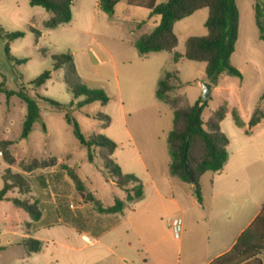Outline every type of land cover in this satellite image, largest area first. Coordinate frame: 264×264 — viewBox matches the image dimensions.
<instances>
[{"label": "rangeland", "instance_id": "1", "mask_svg": "<svg viewBox=\"0 0 264 264\" xmlns=\"http://www.w3.org/2000/svg\"><path fill=\"white\" fill-rule=\"evenodd\" d=\"M164 1L156 0L157 3ZM235 3L239 12L238 38L230 64L242 77L222 73L216 86H212L210 97L204 100L202 83L208 82L205 64L185 58L174 63L173 52L184 54L187 38L207 34V9L197 10L174 23L178 43L173 52L149 53L142 57L135 48V41L152 31L160 17L128 6L126 0H118L112 16L98 9L97 0H73L70 22L56 29L44 27L50 14L42 7L31 6L28 0H0V82H4L6 90H24L35 98L40 114L28 137L21 139L26 106L16 95L6 98L0 94V190L1 176L7 175V171L23 176L28 182L27 188H12L0 202V264H47L46 256L30 254L20 243L25 232L22 226L32 220L9 200L32 201L38 177L52 174L49 171L53 166L66 174V168L75 167L74 172L85 179L86 192L95 191L105 206H111L116 197L123 196L119 188L111 184L97 148L91 149V160L88 159L89 150L75 136L76 127L85 140L103 136L114 142L116 149L110 159L122 175H132L139 181L144 199L133 202L131 207L145 211V229L132 234L133 242L138 245L142 240L153 245L162 240L173 246L174 259L180 246L182 263L191 256L189 243L199 235H206L207 223L202 216L211 218L212 211L207 202L202 204L201 195L197 196L190 184L168 175L170 157L166 137L173 126V110L156 98L155 91L166 72L177 71L181 83L176 76L172 78L174 89L170 92V96L177 99L176 107L191 105L198 99L204 101L201 118L205 129L222 108L224 118L219 122V130L231 141V148L237 144L238 130L246 129L235 126L232 110H236L244 122L254 109L264 112V98L261 99L264 42L259 38L254 12L259 5L264 13V0H235ZM13 32L24 35L15 39L5 37ZM56 54L71 56L76 78L62 68L52 69L51 56ZM45 71H50V78L38 87L31 85ZM75 85L99 89L109 101L78 106L84 96L74 98L69 86ZM97 115L108 116L109 122L105 123ZM3 152L13 160L10 165ZM33 161L40 167L23 173L22 168ZM43 164L47 166L42 168ZM167 176L170 181L164 183ZM207 178L208 174L201 183ZM153 182L164 198L154 194ZM245 191L251 193V190ZM96 195L93 193L94 198ZM234 204L235 201L228 200L224 217H233ZM174 219L181 220L180 239L174 237L168 226ZM195 224H198L197 230L193 229Z\"/></svg>", "mask_w": 264, "mask_h": 264}, {"label": "trees", "instance_id": "2", "mask_svg": "<svg viewBox=\"0 0 264 264\" xmlns=\"http://www.w3.org/2000/svg\"><path fill=\"white\" fill-rule=\"evenodd\" d=\"M31 6L42 7L50 14L44 22L46 29H56L71 20V5L73 0H28ZM118 0H97L98 9L107 16H112ZM128 6L138 7L149 11L150 16L160 17L159 24L150 32L140 35L135 41V48L140 56L149 53L162 51L173 52L178 40L173 32V25L200 9H207L208 16L205 21L207 34L205 36H191L185 42V51L181 55L173 52V62L185 58L192 62L204 63L205 78L213 87L222 73L229 76L242 77L241 72L230 64V57L235 49L238 38L239 12L235 0H166L157 3L156 0H126ZM255 23L259 30V38L264 42V13L259 5L255 6ZM2 30L0 29V32ZM23 32L5 34L8 39L22 37ZM52 69H64L66 73L76 78V70L70 55L56 54L51 56ZM177 71L166 72L159 81L155 91L156 98L167 104L173 110V126L166 137L170 161L168 164L169 175L177 180L194 185L195 193L199 196V179L205 173H218L224 168L227 159V145L229 140L219 130V122L224 118L223 109L220 108L213 120L203 127L201 118L205 102L198 99L191 105L176 107L177 99L170 96L174 89L171 79L176 76ZM50 78V71L39 75L32 83L33 86H40ZM74 98L80 95L84 100L78 106L93 102L107 103L108 96L99 89H87L83 86H69ZM0 94L6 98L16 95L26 106V114L23 121L21 139L28 137L33 124L40 119L37 100L24 93V90L17 92L4 88V82H0ZM264 98V93L261 99ZM52 103V102H50ZM233 121L236 127L242 128L247 125L252 128L263 118L264 112L259 108L252 111L249 120L244 122L236 110H232ZM105 123L109 122L106 115H97ZM76 127V125H75ZM75 136L79 142L89 150L88 159L91 160V149L97 148L98 155L102 161L106 173L116 185L125 192L126 201L140 200L143 192L139 181L132 175H122L119 167L110 159L116 144L103 136L90 137L85 140L75 129ZM5 161L10 165L12 159L3 152ZM43 166V167H42ZM47 166V165H46ZM46 166L41 165L42 168ZM40 166L36 161L30 166L22 168L23 173H31ZM75 167L66 168V172L73 182L76 191L81 197L101 214L120 213L124 208V202L118 198L114 199L111 206H104L103 203L93 197V192H86L85 186L79 176L74 172ZM1 178L3 186L0 190V201L15 187L27 188L28 182L19 174L12 175L9 171ZM43 177L39 176V185H43ZM130 185V187H127ZM17 208L25 211L32 221H38L41 212L36 201L28 199L12 198L9 200ZM24 244L28 252H37L41 243L34 239H25ZM208 264H264V203L253 221L241 232L233 247L226 253L216 257Z\"/></svg>", "mask_w": 264, "mask_h": 264}, {"label": "crops", "instance_id": "3", "mask_svg": "<svg viewBox=\"0 0 264 264\" xmlns=\"http://www.w3.org/2000/svg\"><path fill=\"white\" fill-rule=\"evenodd\" d=\"M243 128L246 130H238L237 144L231 148L229 141L226 147L228 159L222 171L205 173L199 179L202 204L208 203L212 215L211 218L202 216L207 223V233L192 239L189 243L191 256L185 262L179 258L180 246L174 259L173 246L162 240L153 245L142 240L138 245L133 242L132 234L145 229V211L132 208L135 201L127 202L121 189L119 192L123 196L116 198L124 202L123 210L115 214L98 213L74 190L69 176L55 166L49 171L52 174L42 175L43 185L38 183L35 188L32 201L40 207L41 217L22 226L25 232L20 243L26 246L25 239L38 240L41 247L37 252H28L27 247L26 250L30 254L46 256L47 264H208L233 247L264 203V118L252 128L247 125ZM260 128L263 130H258ZM207 174L208 178L202 184L201 179ZM168 177L163 179L164 183L170 181ZM79 178L84 182V178ZM111 184L119 188L112 180ZM153 184L154 194L164 198ZM245 190H251V193L247 194ZM257 190L260 193H256ZM93 193L96 195L95 191ZM143 199L144 194L140 200ZM229 199L235 201L233 217H224ZM121 223L125 226H120ZM60 227L64 229L60 230ZM197 228L198 224H195L193 229ZM175 238L180 239V235Z\"/></svg>", "mask_w": 264, "mask_h": 264}, {"label": "built area", "instance_id": "4", "mask_svg": "<svg viewBox=\"0 0 264 264\" xmlns=\"http://www.w3.org/2000/svg\"><path fill=\"white\" fill-rule=\"evenodd\" d=\"M2 156V152L0 151V157ZM168 226L170 227L173 235L175 237H179L181 232V220L180 219H174L168 223Z\"/></svg>", "mask_w": 264, "mask_h": 264}, {"label": "water", "instance_id": "5", "mask_svg": "<svg viewBox=\"0 0 264 264\" xmlns=\"http://www.w3.org/2000/svg\"><path fill=\"white\" fill-rule=\"evenodd\" d=\"M212 85L208 82L202 83V99L206 100L210 97Z\"/></svg>", "mask_w": 264, "mask_h": 264}]
</instances>
